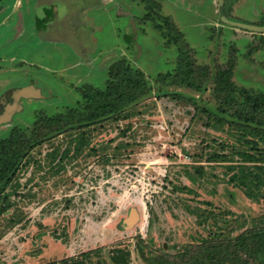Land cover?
<instances>
[{"label": "rangeland", "instance_id": "obj_1", "mask_svg": "<svg viewBox=\"0 0 264 264\" xmlns=\"http://www.w3.org/2000/svg\"><path fill=\"white\" fill-rule=\"evenodd\" d=\"M219 1L52 0L64 40L43 41L42 0H0V141L73 110L6 186L0 264H264L240 237L264 225V193L248 198L227 167L257 149L214 78L231 67L235 87L264 93V31L224 21L264 26V0ZM180 50L198 89L177 77ZM114 64L141 71L146 94L91 121L84 85L117 84Z\"/></svg>", "mask_w": 264, "mask_h": 264}, {"label": "trees", "instance_id": "obj_2", "mask_svg": "<svg viewBox=\"0 0 264 264\" xmlns=\"http://www.w3.org/2000/svg\"><path fill=\"white\" fill-rule=\"evenodd\" d=\"M219 2L220 5L221 0ZM158 17L165 22L166 17ZM224 21L235 26H238L239 23L226 18H224ZM167 29L168 32H171L170 27ZM180 51V57L177 61V77L180 78L182 84L198 89L200 84L196 82V78L192 74L193 68L190 56L186 54V51ZM118 72H121L122 80L117 84L115 82V84L107 85L104 89L84 85L83 97L86 100V106H88L87 119L92 121L107 114L120 112L136 98L146 94L147 84L141 71L114 64L109 69V76L112 81L117 80ZM214 78L215 90L222 94L225 104L231 105L229 113L233 118L231 124L236 130H240L243 133L242 135L249 136L251 138L250 142L252 141L251 143L257 149L256 152L241 153L240 163L227 166L230 170H233L228 177V182L238 187L248 198L259 200L264 193V150H260V146L264 145V93L235 87L232 82L231 67L217 69ZM123 85L128 87L126 88L128 89L127 92L126 89H123ZM71 112L73 110L70 109L64 115L57 114L54 117L43 119L40 123L38 122V125L34 126L32 130L31 139L11 132L5 140L0 141V214L11 207L14 201V198L11 199L13 195L11 191L12 183L7 189L6 186L12 181L13 176L16 174L15 171L26 164L23 159L26 158L33 146L48 137L52 125H56V131H60V122ZM78 121L80 122V120ZM79 125L78 129L82 126ZM77 135L79 136V133ZM25 140H28L27 144H25ZM65 150L68 151L69 147ZM65 150L59 155L62 159L66 155ZM49 154L51 161L57 157V152L54 150ZM259 223L248 228L247 232L242 233L240 237L243 240L241 243L244 244L245 241L246 249L254 253L264 254V225H259ZM175 256L180 257L182 254L177 253ZM112 259L115 264L125 262V259L120 257H113ZM157 260L159 264L176 263L167 257H159ZM81 264L84 263L81 262Z\"/></svg>", "mask_w": 264, "mask_h": 264}, {"label": "crops", "instance_id": "obj_3", "mask_svg": "<svg viewBox=\"0 0 264 264\" xmlns=\"http://www.w3.org/2000/svg\"><path fill=\"white\" fill-rule=\"evenodd\" d=\"M42 2L44 5L41 6V9L36 11V15H37L36 19L40 20L41 22L36 25L37 29L39 30L41 40L44 41L45 39L48 40L50 38H51L50 40L56 39L60 41L61 38L62 40H64V37L62 36V28L64 27V25H61L55 22L54 24H56L57 26L56 25L50 26V23H53V21L56 20L55 14L57 13V9L54 10L55 4L52 2V0H42ZM5 12H6V9L1 7L0 14H4ZM48 36H50V38H48ZM42 37H44L45 39H42ZM1 85L2 84L0 83V88H1ZM2 95H8V97L3 98ZM0 96L3 98L2 104L4 103L5 100L11 98V94L10 93L8 94V92L3 91L2 89H0Z\"/></svg>", "mask_w": 264, "mask_h": 264}, {"label": "water", "instance_id": "obj_4", "mask_svg": "<svg viewBox=\"0 0 264 264\" xmlns=\"http://www.w3.org/2000/svg\"><path fill=\"white\" fill-rule=\"evenodd\" d=\"M238 27L253 30V31H264V26H252L248 24L238 23Z\"/></svg>", "mask_w": 264, "mask_h": 264}, {"label": "flooded vegetation", "instance_id": "obj_5", "mask_svg": "<svg viewBox=\"0 0 264 264\" xmlns=\"http://www.w3.org/2000/svg\"><path fill=\"white\" fill-rule=\"evenodd\" d=\"M55 21H56V20H55ZM55 21H53V23H50V26H52V25L55 26V25H56V24H54ZM56 26H57V25H56ZM9 93H10V92H9ZM0 97H1V96H0ZM2 97H3V98H7L8 95H2ZM2 97L0 98V114L3 113V110H4L5 105H6L5 103H6V101H7V100H5L4 103L2 104V101H3V98H2Z\"/></svg>", "mask_w": 264, "mask_h": 264}, {"label": "bare ground", "instance_id": "obj_6", "mask_svg": "<svg viewBox=\"0 0 264 264\" xmlns=\"http://www.w3.org/2000/svg\"><path fill=\"white\" fill-rule=\"evenodd\" d=\"M134 218V213H133V215L131 216V219H133Z\"/></svg>", "mask_w": 264, "mask_h": 264}]
</instances>
